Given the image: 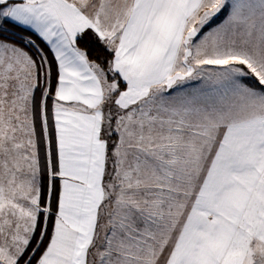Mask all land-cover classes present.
<instances>
[{"label": "snow or ice", "instance_id": "6c2138e0", "mask_svg": "<svg viewBox=\"0 0 264 264\" xmlns=\"http://www.w3.org/2000/svg\"><path fill=\"white\" fill-rule=\"evenodd\" d=\"M0 264H264V0H0Z\"/></svg>", "mask_w": 264, "mask_h": 264}, {"label": "trees", "instance_id": "16d2710c", "mask_svg": "<svg viewBox=\"0 0 264 264\" xmlns=\"http://www.w3.org/2000/svg\"><path fill=\"white\" fill-rule=\"evenodd\" d=\"M90 58L91 59H95L96 58V53L95 51H91L90 52ZM55 87V70H53V88ZM49 103V108L51 107V99H49L48 101Z\"/></svg>", "mask_w": 264, "mask_h": 264}]
</instances>
